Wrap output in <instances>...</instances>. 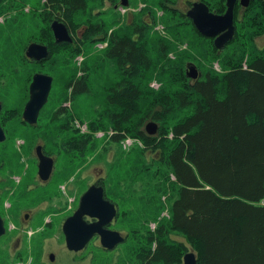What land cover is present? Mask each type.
Masks as SVG:
<instances>
[{
  "label": "trees",
  "instance_id": "1",
  "mask_svg": "<svg viewBox=\"0 0 264 264\" xmlns=\"http://www.w3.org/2000/svg\"><path fill=\"white\" fill-rule=\"evenodd\" d=\"M7 1L11 0H0V5ZM90 1L47 0L45 8L49 6L51 9H48V15L44 12L42 16H46L48 28L30 43L48 46L51 56L54 48L69 54L61 68L72 65L74 57L87 52L89 58L95 43H108L104 53L107 61L98 63L99 78L111 75V72L106 73L111 62L121 75L106 88L102 105L104 113L100 121L91 124V132L112 129L115 134L111 141L117 144L129 135L141 139L147 147L143 158L146 151H152L158 154L157 162L169 168V173L159 168L155 175L168 180L171 175L175 179L172 188L177 199L171 205L170 224L172 231L186 242L170 241L159 229L157 238L141 239L143 246L145 242L150 244L156 240V248L153 250L150 246L145 251L142 247L132 264H183L184 256L190 251L186 243L195 250L198 264H264V48L251 55L246 68L242 60L227 56L223 74L207 72L197 81L187 78L183 64L165 63L157 76L166 74L169 85L156 91L149 87L151 62L146 40L152 24L143 22L144 26L135 25L111 33L112 28H108L104 21L97 22L100 16L96 17L93 10V16L88 14L83 25L78 26L84 28L80 38L76 37L71 44L55 43L51 30L53 21L59 20L67 26L78 22L77 17L87 12ZM99 1L104 3L105 0ZM159 7L172 11L166 0ZM261 12L264 13V4ZM248 17L245 28L261 21L258 14ZM193 27L198 37L209 40ZM175 28L169 30L173 34H189V28L178 31ZM73 33L77 35V30ZM239 35L236 34L227 45L239 40ZM210 40V52L219 53ZM159 42L160 52L162 48L168 54L173 52L170 49L173 42L164 39ZM70 70V78L63 80L66 102L91 97L93 71L83 66V76L78 78V70ZM61 71L67 72L66 69ZM26 80L27 77L21 81L24 86ZM28 87L26 85V91ZM62 88L63 85L58 90L64 95ZM68 90H71L70 97ZM24 99L25 95L8 112L14 119L13 126L17 122L25 125L18 118ZM63 106L52 116L47 131H61L71 126L72 121L66 119L65 122L62 118L72 110ZM149 122L159 125L156 136L146 133ZM18 136L30 138L29 133ZM47 146H51L50 142ZM95 146L93 136H82L62 143L60 151L80 161L91 152L90 147ZM26 147L22 146L23 149ZM5 148L8 147L5 145L0 154L2 166L11 165ZM19 153L16 154L19 156Z\"/></svg>",
  "mask_w": 264,
  "mask_h": 264
},
{
  "label": "rangeland",
  "instance_id": "2",
  "mask_svg": "<svg viewBox=\"0 0 264 264\" xmlns=\"http://www.w3.org/2000/svg\"><path fill=\"white\" fill-rule=\"evenodd\" d=\"M108 1L109 5L99 0L90 1L87 12L77 17L78 22H72L69 25L73 30L79 28L78 26L83 25L85 18L88 14L91 15L93 10L96 17L100 16L97 17V22L104 21L108 28H112L111 33L120 31L122 28H133L135 25L144 26V23L149 25L144 19L150 21L152 27L148 28L146 38L151 62L148 70L151 75L149 87L156 91L169 85L168 76L165 77L166 74L163 77L157 76L159 71L163 70L165 63L174 61L175 64H183L185 73L187 65L194 63L203 78V74L205 75L207 72L223 74V69L227 66L225 62L227 56H231L237 61L242 60V65L246 68L251 55L256 53L257 49L264 48V13L261 12L263 2L260 0H255L249 9L242 10L237 14V35L240 34V39L227 45L224 50H218L219 53L210 52V38L205 40L198 37L192 19L179 12L178 8L183 9L185 0H166L170 3L172 11L159 7L165 0H129L127 7L122 6L123 0ZM203 1L211 6L214 5V8L218 10L214 11L216 13H223L225 10L222 0ZM46 3L47 0H11L0 5V101L3 104L0 124L7 135L6 141L0 143V154L6 145L8 147L5 148L6 156L11 160V165H0V210L3 219L8 220L14 227L13 215H16L23 207L25 209L32 208L40 197L34 194L35 191H29L28 188L33 186L36 191H40L48 187H42L29 181L31 176H38V159L35 150L36 147L43 146L45 152L50 153L57 160V166L50 182V194L46 198L52 202L42 201L41 198L38 200L39 203L41 202L39 208L44 209L48 204L50 206L57 205L56 208H61L66 214L72 213L73 209L80 205L82 196L87 192L93 180L99 176L104 177L107 187L106 194L109 199L117 203L120 210L118 229L128 234V241L113 253L114 261H118L119 264H132L133 259L139 257V252H142V247L145 251L150 246L154 250L157 244L156 240L150 244L145 242L143 246L141 239L149 236L157 238L159 229L170 241L182 240L186 242L171 229V205L177 199L176 191L172 188L175 179L171 175L170 180L161 175H155L159 168H162L163 172L169 173V168L157 162L158 154L146 151V157L143 158L147 147L141 139L133 135L126 136L121 144H117L111 141V137L115 134L112 129L91 132V124L100 121L101 115L104 113L102 105L103 99L107 95L106 88L113 85L121 75L116 70L114 63L111 62L112 66L106 71L107 74L111 72V75L104 79L99 78L98 63L102 64L107 61L104 53L108 43H95L89 58L86 56L88 52L74 57L72 65L68 64L67 68H61L60 65L68 60L69 54L56 48L52 50V56L48 60L33 62L27 59L26 51L32 44L30 40L48 28V23L45 22L46 16H42L44 12L48 15V9H51L49 6L45 8ZM220 7L223 9H217ZM250 14L253 16L258 14L261 23L258 22L254 26L248 25L245 28L244 24L248 23L247 19ZM127 18L130 19L129 23L125 22ZM178 24L181 25L176 27ZM169 28H175L177 31L189 28L187 30L189 34L177 33L180 34L179 37L177 34H173ZM159 38L173 42V45L170 46L173 52L168 54L165 48H162L160 52ZM180 38L183 41H180ZM242 46L247 47L241 49ZM216 56L218 57L216 58ZM83 66L91 72L93 71L90 77L94 84L92 96H84L76 101L68 100L66 102L67 94L64 91L63 80L70 78L72 72L70 69H77L76 77H82L81 68ZM61 69H66L67 72L62 73ZM37 73L49 74L54 78L55 83L48 103L40 113L42 118L39 117V122L35 126L25 122L24 126L18 122L13 126L14 119L8 112L10 109H14L13 105L25 95V104L18 112L19 120L23 121V112L30 99V85ZM26 77L24 86L21 81ZM26 85L29 86L28 91H26ZM61 85H63L64 95L58 90ZM175 87L178 88L177 85ZM175 87H173V92L177 91ZM70 93L71 90H68L69 97ZM62 104L64 108L72 110L62 118L65 122L66 119L72 121L71 126L61 131H47V125ZM24 133H29V140L18 136ZM82 136H93L96 143L95 148L90 147L91 152L84 160L79 161L61 153L62 143L79 139ZM15 141L20 147H14ZM49 142L50 147L47 146ZM22 146L27 147L23 149ZM16 153H19V156ZM30 166H33L32 170ZM9 234L7 232V235L0 240V258L7 259V264L38 263L35 258L33 260L27 256L29 247L20 254L21 258L17 260L20 250L14 254L13 247L12 249L10 246L8 249L5 248ZM27 236L30 237V234ZM147 240L150 241V239ZM186 245L191 252H195L188 243Z\"/></svg>",
  "mask_w": 264,
  "mask_h": 264
},
{
  "label": "water",
  "instance_id": "3",
  "mask_svg": "<svg viewBox=\"0 0 264 264\" xmlns=\"http://www.w3.org/2000/svg\"><path fill=\"white\" fill-rule=\"evenodd\" d=\"M238 0H227V11L223 16L214 15L204 3H195L188 12V17L192 19L195 27L206 38H214V45L218 50H223L226 45L234 39L236 27L234 26V8ZM251 0H241V5L249 7ZM122 6H129V0H123ZM54 33L55 43H73L67 25L59 20H54L51 24ZM26 57L30 61L42 62L50 59L51 52L48 46L40 43H32L26 51ZM186 76L193 81L199 80L202 73L194 63L187 65ZM54 78L48 74L37 73L33 77L30 85V99L27 102L23 121L28 125L35 126L38 123L40 113L48 103L53 89ZM3 111V104L0 102V116ZM145 131L149 136H156L159 125L155 122L146 124ZM7 139L6 132L0 124V143ZM38 157V175L41 180L48 181L54 170L55 161L52 157L43 153V146L36 148ZM85 216L97 219L94 224H88ZM117 216V208L114 203L104 198L103 188L95 186L82 196L77 212L70 217L64 226L67 246L70 250H82L87 243L95 236L101 237L102 245L110 250L115 249L123 243L125 239L117 231H108L105 228ZM6 233L5 224L0 214V238ZM183 264H198L197 256L194 252H188L183 259Z\"/></svg>",
  "mask_w": 264,
  "mask_h": 264
},
{
  "label": "flooded vegetation",
  "instance_id": "4",
  "mask_svg": "<svg viewBox=\"0 0 264 264\" xmlns=\"http://www.w3.org/2000/svg\"><path fill=\"white\" fill-rule=\"evenodd\" d=\"M178 1V0H177ZM222 4L225 5V10L223 13H216L214 11H217L214 7V5H209L203 0H185L183 1V9L178 8L179 12L182 14H185L188 16V12L193 8L195 3H204L209 8L210 12L214 15L223 16L227 11V0H222ZM255 0L250 1L249 7L245 8L241 5V0H238L235 8H234V26L236 27V33L237 34V14L243 10H247L251 7L252 3ZM264 4V0H260ZM105 4L109 5V1L105 0ZM123 2V1H122ZM107 11V9H105ZM129 20H125L126 23H129ZM146 23L149 25L151 24L150 21H147L144 19ZM69 29V32L71 36L73 37V42L75 41V38L81 37L82 32L84 31L83 27H79L75 30H77V35L73 33L72 27L69 25L67 26ZM234 36V38H235ZM212 39V38H211ZM215 41V39H212ZM37 148V147H36ZM36 152V150H35ZM43 153L46 156L52 157L55 161L54 164V170L57 166V160L48 154H46L45 149L43 147ZM37 156V154H36ZM38 159V157H37ZM39 165V161L37 162V166ZM31 170L33 169V166H30ZM53 170V174H54ZM53 174L51 178L48 181H43L38 176H31L29 181L35 182L39 186L47 187L44 190L36 191L33 186L28 188L29 191H35L34 194L40 196L36 202L35 205L32 208L25 209L24 207L19 210V212L16 215H13V224L14 227L11 226V223L8 222V220H4L2 217V211L0 210L1 217L5 224L6 233L4 236L0 238V240L7 235V232L9 234L8 242L6 244V249L10 248L14 250L15 252H18L17 260L20 257V254L27 248V256L30 259L35 258V261L38 263L35 264H119L118 261H114L113 253L123 244H125L128 241V234L125 233L122 230L118 229V221L120 216V210L113 200L109 199L106 192L107 187L105 183V178L102 176H99L98 178L93 180V183L89 186V188L95 186L97 188H103L104 190V198L108 201H111V203H114L117 208V216L115 219L109 223L107 226H105L104 229L108 231H117L119 232L122 237L125 239L123 243L118 245L115 249L110 250L105 248L102 245L101 237L99 235H95L87 245L79 251L70 250L67 246L66 242V235L64 232V226L66 221L72 217L78 210V206L73 209L72 213L66 214L65 211L61 210V208L57 209V205L53 206L50 204L47 205L46 208L50 207L49 209L46 208H39L38 200L42 198V201H49L52 202V200L46 199L48 195L50 194V185L51 180L53 179ZM88 188V190H89ZM0 189H1V182H0ZM87 190V191H88ZM85 221L88 224H94L98 220L91 218L90 216H85ZM30 234V237L27 236ZM5 254V252H4ZM17 254V253H16ZM8 258V255H6ZM7 264L8 260L3 258V260L0 258V264ZM31 264H34L31 262Z\"/></svg>",
  "mask_w": 264,
  "mask_h": 264
},
{
  "label": "bare ground",
  "instance_id": "5",
  "mask_svg": "<svg viewBox=\"0 0 264 264\" xmlns=\"http://www.w3.org/2000/svg\"><path fill=\"white\" fill-rule=\"evenodd\" d=\"M17 144H18L17 141H15V143H14V147H20V146H18Z\"/></svg>",
  "mask_w": 264,
  "mask_h": 264
}]
</instances>
